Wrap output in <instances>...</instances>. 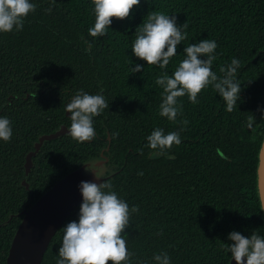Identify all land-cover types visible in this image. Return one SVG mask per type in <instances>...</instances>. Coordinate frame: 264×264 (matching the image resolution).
<instances>
[{
  "label": "trees",
  "instance_id": "trees-1",
  "mask_svg": "<svg viewBox=\"0 0 264 264\" xmlns=\"http://www.w3.org/2000/svg\"><path fill=\"white\" fill-rule=\"evenodd\" d=\"M32 2L36 11L21 31L0 33V117L11 121L13 130L9 142L0 141V264H6L20 213L85 164L98 176H109L105 181L118 197L139 208L122 234L132 253L127 264H156L153 257L163 252L170 264H229L224 243H231L230 233L250 237L258 230L264 236L257 189L264 137V0H141L130 19L114 18L103 37L89 35L95 23L92 0ZM151 11L189 25L187 39L165 69L148 66L131 49ZM204 39L218 45L212 69L218 76L221 66L240 60L241 99L228 112L209 86L198 103L187 95L178 98L182 115L169 121L159 115L163 89L155 81L164 72L173 74L185 58L184 47ZM137 64L144 70L131 74ZM80 90L103 95L109 105L94 117L95 138L81 143L67 134L46 141L33 157L26 189L27 154L41 135L70 127L65 107ZM251 115L255 122L249 129ZM185 119L186 126L180 123ZM158 127L165 134L180 132L181 144L165 155L147 146ZM80 206L52 238L42 264H57L60 230L78 222Z\"/></svg>",
  "mask_w": 264,
  "mask_h": 264
},
{
  "label": "clouds",
  "instance_id": "clouds-1",
  "mask_svg": "<svg viewBox=\"0 0 264 264\" xmlns=\"http://www.w3.org/2000/svg\"><path fill=\"white\" fill-rule=\"evenodd\" d=\"M56 0H52L53 5ZM95 23L89 28L92 37L106 36L113 19L131 18L133 10L140 6L141 0H92ZM37 5L32 0H0V33L21 31L24 21L30 13L36 11ZM47 11L51 13L52 8ZM189 25L185 22L178 25L176 15L151 11L142 25L136 29L132 44L134 55L148 66L158 65L167 68L170 59L178 51L181 42L187 39ZM216 41L204 39L198 43L184 47L185 58L179 63L173 74L162 73L155 81L163 89V100L159 106V115L169 121L176 122L182 115L183 107L178 98L188 96L192 103H198V95L212 86L232 112L241 99V84L236 79L240 60L233 58L228 66H221L218 76L213 71L216 60ZM130 64L133 62L130 60ZM142 65L130 68L131 74L142 72ZM146 87V85H145ZM143 103V102H141ZM109 108L101 94L91 95L80 90L65 107L70 113L71 125L68 134L78 142L91 141L95 138L94 117ZM255 118H248V128L252 129ZM187 125L185 119L180 121ZM13 130L7 117H0V141L9 142ZM148 147L156 155H165L174 145L181 144L180 132L165 134L164 129L156 128L148 137ZM261 151H264L262 147ZM96 179L98 173L93 171ZM141 175L143 173H140ZM80 191L83 202L80 206L79 219L71 221L60 231L63 232L62 245L59 247L57 264H127L132 253L128 251L124 238L126 229L130 227L132 213L139 211L138 206L129 207L112 190L110 182L82 181ZM224 243L226 252L231 254L236 264H264V236L253 231L250 237L233 231ZM156 264H170L167 252L156 254Z\"/></svg>",
  "mask_w": 264,
  "mask_h": 264
},
{
  "label": "water",
  "instance_id": "water-1",
  "mask_svg": "<svg viewBox=\"0 0 264 264\" xmlns=\"http://www.w3.org/2000/svg\"><path fill=\"white\" fill-rule=\"evenodd\" d=\"M69 115V114H68ZM66 125L50 134L41 135L34 144V149L26 156L25 179L22 186L30 188L27 181L34 167L33 157L37 156L46 141L58 139L68 134ZM264 137L258 153L257 164V189L262 211L264 213ZM221 153V152H220ZM224 156L223 153H221ZM107 159L95 163L96 167L102 166ZM90 164L82 165L80 168L66 174L37 199L29 209L23 210V215L15 235L13 237L6 264H42L44 255L50 242L67 217L82 204L83 197L80 191L82 181L102 183L109 176H98L97 180L93 171L88 169ZM229 264H236L232 258Z\"/></svg>",
  "mask_w": 264,
  "mask_h": 264
}]
</instances>
